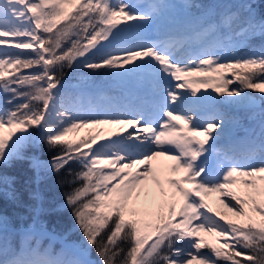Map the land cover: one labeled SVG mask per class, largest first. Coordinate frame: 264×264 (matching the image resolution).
I'll list each match as a JSON object with an SVG mask.
<instances>
[{"label":"snow or ice","instance_id":"1","mask_svg":"<svg viewBox=\"0 0 264 264\" xmlns=\"http://www.w3.org/2000/svg\"><path fill=\"white\" fill-rule=\"evenodd\" d=\"M66 69L111 83L65 92ZM41 146L55 155H26ZM14 161L37 179L0 172V264H264V15L0 0V166ZM62 172L56 204L39 178Z\"/></svg>","mask_w":264,"mask_h":264},{"label":"trees","instance_id":"2","mask_svg":"<svg viewBox=\"0 0 264 264\" xmlns=\"http://www.w3.org/2000/svg\"><path fill=\"white\" fill-rule=\"evenodd\" d=\"M195 2L207 6H213L218 11L225 10L226 7H232L236 4L242 3H252L255 7V10L258 15H264V0H195ZM89 70L84 69L81 72H72L71 70H65V92H73L77 88L89 86L95 88H101L106 84L111 82L107 78L99 76L92 79H88L82 73H87ZM239 86L238 84H235ZM233 86V85H232ZM251 93V91L249 90ZM213 95H215L213 93ZM219 99V97H217ZM26 155L38 156L41 160H49L54 152L47 151L46 148L41 146V150L37 151L34 148L28 149ZM73 170L76 166L73 165ZM0 172L7 174L9 176L16 177L17 186L23 190L25 186L35 187V181L37 179L36 174L30 168L27 161H14L9 166H0ZM66 176V173L61 174L60 177H57L55 174H41L39 178V188L45 199L48 201H53L56 204H62L64 201V194L67 191H70V188L67 185L61 184L60 180ZM0 206L8 213H12V206L7 202L0 200ZM60 223L64 230H71L75 227L71 213L67 210L59 214ZM79 233V232H78ZM70 238L73 239L71 236ZM93 258H95L93 254Z\"/></svg>","mask_w":264,"mask_h":264},{"label":"rangeland","instance_id":"3","mask_svg":"<svg viewBox=\"0 0 264 264\" xmlns=\"http://www.w3.org/2000/svg\"><path fill=\"white\" fill-rule=\"evenodd\" d=\"M168 3H171V4H176V2L175 3H172V2H170V1H168ZM197 3V2H196ZM155 32H156V29H153L152 31H150L149 33H147V35H149L150 37H152L153 35H155ZM231 87H238L237 85H233V86H231ZM250 93V92H249ZM251 95H255V96H258L259 94L258 93H250ZM216 199V196L215 195H212V196H210V197H208V199H207V201L206 202H209V203H212V201H214ZM214 207H217L216 205H213ZM228 215V214H227ZM222 222V221H221ZM71 237L73 238V239H75V240H78V239H80V235H79V233H78V231H76V232H72L71 233ZM205 239H211V237H205ZM202 251H207L206 249H202Z\"/></svg>","mask_w":264,"mask_h":264},{"label":"bare ground","instance_id":"4","mask_svg":"<svg viewBox=\"0 0 264 264\" xmlns=\"http://www.w3.org/2000/svg\"><path fill=\"white\" fill-rule=\"evenodd\" d=\"M154 163H155V162H154ZM224 199L227 200L228 198L225 197ZM216 206H217V207H220L219 205H216ZM228 215H231V214H228ZM201 235H203V234H201Z\"/></svg>","mask_w":264,"mask_h":264}]
</instances>
